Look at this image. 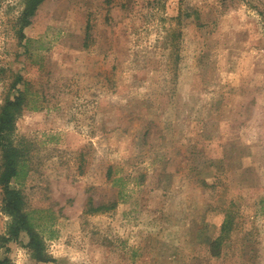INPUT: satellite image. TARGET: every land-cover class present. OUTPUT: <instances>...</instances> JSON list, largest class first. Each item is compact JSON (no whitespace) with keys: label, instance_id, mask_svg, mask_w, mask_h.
Returning <instances> with one entry per match:
<instances>
[{"label":"rangeland","instance_id":"obj_1","mask_svg":"<svg viewBox=\"0 0 264 264\" xmlns=\"http://www.w3.org/2000/svg\"><path fill=\"white\" fill-rule=\"evenodd\" d=\"M23 8L0 105L25 91L10 186L42 251L0 185L3 264H264V0H43L24 37Z\"/></svg>","mask_w":264,"mask_h":264},{"label":"trees","instance_id":"obj_2","mask_svg":"<svg viewBox=\"0 0 264 264\" xmlns=\"http://www.w3.org/2000/svg\"><path fill=\"white\" fill-rule=\"evenodd\" d=\"M43 0H24V8L21 11L17 22L20 24V33L24 37L22 29L31 23L37 7ZM16 84H14L15 86ZM26 106V93L18 90L13 97H6L0 105V185L3 189V202L5 212L11 216L8 233L9 236H16L21 230H25L30 237V246L36 254L40 255L42 243L39 233L35 231L33 215L26 209V201L19 188L11 187L13 179H17L24 171L26 154L25 145L16 141L14 131L16 129V118ZM35 106L33 109H38ZM100 206L91 208L98 210ZM229 230L228 222L225 220L221 229V235L213 241V244L220 242L223 235ZM7 260H0V264Z\"/></svg>","mask_w":264,"mask_h":264}]
</instances>
